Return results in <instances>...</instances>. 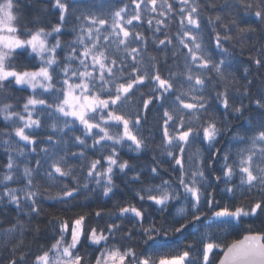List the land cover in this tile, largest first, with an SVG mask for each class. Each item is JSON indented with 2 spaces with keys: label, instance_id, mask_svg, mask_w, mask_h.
<instances>
[{
  "label": "snow or ice",
  "instance_id": "obj_1",
  "mask_svg": "<svg viewBox=\"0 0 264 264\" xmlns=\"http://www.w3.org/2000/svg\"><path fill=\"white\" fill-rule=\"evenodd\" d=\"M44 2L45 8H36L25 0H0V96L5 100L0 117L6 122L0 145L7 156L0 171V216L16 213L11 222L0 220L7 224L0 227V264H264V94L254 101L259 117L241 122L252 81L239 97L233 95L234 89L239 92L229 71L235 56L223 46L232 41L233 28L237 43L264 37V0H240L261 26L259 33L235 16L230 25L221 24L227 34L215 31L219 58L206 48L199 0H178L179 8L171 0H131L132 11L124 0H94L87 6L85 0ZM47 5L58 13L54 26L46 20ZM146 13L179 16L174 37L162 31L170 27L165 19L147 20L151 46L164 53L163 63L149 53V37L138 30L144 24L134 23ZM221 19L209 17L208 23ZM65 34L73 38L62 41ZM169 51L178 70L170 66L162 75ZM258 51L251 62L264 68V44ZM9 89L31 94L18 106L9 102ZM150 112L156 123L145 137ZM77 123L82 126V134L73 137L78 152L62 148L68 143L63 137L37 139L45 127L64 132ZM156 129L160 158L153 157L145 178L119 159L117 147L127 144L142 152ZM40 143L51 147L41 148L43 157L30 167L26 157ZM88 151L98 158L89 160ZM70 159L87 163L77 166ZM117 171L134 173L130 180L141 185L134 192L140 206L72 211L78 197L87 200L96 189L111 199ZM155 180L159 183L150 182ZM42 199L72 213L48 221L54 226L51 235L33 223L43 211ZM29 235L35 250L25 245Z\"/></svg>",
  "mask_w": 264,
  "mask_h": 264
},
{
  "label": "trees",
  "instance_id": "obj_2",
  "mask_svg": "<svg viewBox=\"0 0 264 264\" xmlns=\"http://www.w3.org/2000/svg\"><path fill=\"white\" fill-rule=\"evenodd\" d=\"M94 2V0H85V5ZM171 2L175 5L176 8H179L180 5L178 3V0H171ZM199 3L202 5L201 8V18H202V28H203V36L205 38V45L207 50L211 51L213 53V56L215 58H219V49H215V31H219L221 33V36L223 37L226 33V30L221 27V24H229L230 21L235 16L238 19H243L247 21L246 25L242 26H251L257 28V32H260L261 26L259 25L256 18L250 13L245 12L242 5H240V0H199ZM25 4H30L33 7L36 8H45V2L44 0H25ZM124 4L129 5V11H132L134 8V5L131 4V0H124ZM215 5V7H211L210 5ZM225 4H229L231 7L226 8L224 7ZM116 6H123V4H117ZM46 20L47 22L54 26L58 21V13L51 9L50 5H47L46 7ZM216 15H220L222 17L221 22L217 24H209L208 19L209 17L214 18ZM153 16L160 19H165L166 23L170 24V27H163L162 31L166 33L170 37H174L175 32L178 30L179 24V16L173 14L172 18L168 17H159L158 13H153L151 15L145 14L142 22H134V23H143L144 27L138 29L139 31H143L146 36L149 37V53L152 55H156L158 60H160L161 63H163V56L164 53L160 52L157 53L153 47L151 46V37L152 32L148 29L147 20L151 19ZM71 19V18H70ZM73 23H69L65 26L66 33L70 31L72 28ZM152 27H155V20H153ZM232 35L233 39L230 42L224 43V47L229 48L230 51L233 52L235 56V62L234 67L232 69H229L230 72L234 73L236 76V79L238 81L237 87L239 88V92L233 90V95L239 97L241 93L244 92V87L247 86L248 81H252L251 86L248 88V94L247 98L243 99V104L247 107V110L244 112V116L241 117V122H243L245 117H259L260 111L256 107L254 101L256 99H260L261 95L264 94V78H262L261 73H264V68H258L254 63L251 61L254 60L259 56V49L262 44H264V37H261L259 34L253 35L250 39H245L244 41L237 43V32L236 29H232ZM72 35L65 34L61 36L62 41H67L72 39ZM158 39H164L165 36L163 34L157 33ZM175 43V40H174ZM171 48V46H169ZM168 63L164 67L161 68L162 75L167 74L168 67H172L173 71H177L178 69L175 68L174 62L171 58V52H168ZM244 68H249V72L245 73ZM247 77V79H245ZM231 79V77L229 78ZM146 91V89H144ZM8 92L11 95V100L9 102L13 103L14 105H22L24 102V98H26L28 95H30V90L28 91H18V90H12L9 89ZM47 99V97H42ZM4 97L0 96V104L4 103ZM51 102V101H49ZM239 103V101H237ZM262 103H264V100H262ZM16 111H19L20 108L17 107L15 109ZM154 113L148 114V122L143 125V135L145 137L149 136V132L147 129H152L156 123V120L154 119ZM51 121H48L50 123ZM233 124L236 123V121L233 119L231 121ZM81 128L78 123L76 125V128L74 130L64 129V132H53L50 128H43L39 130L36 133L37 139L40 141L46 140L48 135L53 136V140L59 139L63 137L66 141H68L67 145H62V148H67L68 152H78L79 148L76 147L73 144V137L75 135H81ZM6 129V122L2 120V117H0V133L5 131ZM11 130V129H7ZM4 139L3 136H0V140ZM223 142V141H222ZM92 143V140H88V144L90 145ZM148 147L143 150L142 152H135L132 150H129L128 145L124 144L123 146H118L117 151L119 153V159L121 161L127 160L130 165H132L137 171H143L144 177L147 178L148 176V168L152 165L153 157L155 156L157 159L160 158V151L161 149L158 147V145L161 144V132L159 129H156L153 132V136L148 139L147 141ZM44 147H51V145H48L47 143H40L36 145L37 151L35 153L29 152L27 155V161L29 162V166L35 168V161L37 159H41L43 157V153L40 152L41 148ZM61 154H64L61 152ZM107 153H105L106 155ZM88 159H94L98 158V154L94 155L93 152L88 151L87 152ZM21 161H23L25 158L20 157ZM7 162V156L5 155L4 149L2 145H0V171H3V165ZM70 164H74L79 166L81 163H87V161H81L76 159H70ZM47 167V164L44 165L43 168H41L40 173L43 174L44 169ZM164 167H167L165 164ZM134 175L132 171H128L125 175L124 173H120L117 171L115 179L116 188L114 190V194L111 196V199L108 197H104L102 195V192L100 189H96V192L91 194L90 198L85 200L84 196H80L77 198L78 207L73 209L72 211L75 213H89L92 214L96 210L103 208L105 210H115V206L119 204L120 206H125L129 203L135 204L136 206H140L137 200L134 197L135 190L139 189L141 186L138 183H133L130 178ZM164 179H168L169 176L165 173H161ZM153 183H159V180L150 181ZM37 183L38 186L41 187V189L44 186V182L37 177ZM11 187H16V184H11ZM220 187H223V185H220ZM2 207V205H0ZM41 207L43 211L40 214V217L33 221V223H40L41 229L46 231L49 235L53 232L54 226H47L48 221L52 220L56 216H63V215H70L72 213H65L64 212V206L56 202L55 200H48V199H42ZM147 207V205H145ZM176 207H179V205H176ZM170 208H172V211H175V208L170 205ZM16 215V213L12 210H9L5 215L0 216V220H4L7 218L9 222H11L12 218ZM157 220H159V215L157 214ZM23 219V217H21ZM101 225L104 223V221L100 222ZM47 226V227H46ZM131 224H125V228H130ZM0 227H7V224L0 225ZM238 238V237H237ZM232 239V237L229 238V240ZM33 237L31 235L27 236L25 238V245H31L33 250L37 247V245L32 243ZM51 241H48L50 243ZM41 244L45 243L44 240L40 241ZM11 245H9V248ZM0 254H3V249H0Z\"/></svg>",
  "mask_w": 264,
  "mask_h": 264
}]
</instances>
